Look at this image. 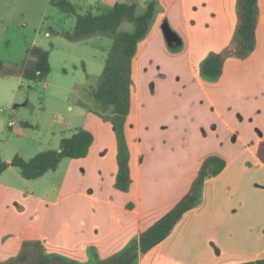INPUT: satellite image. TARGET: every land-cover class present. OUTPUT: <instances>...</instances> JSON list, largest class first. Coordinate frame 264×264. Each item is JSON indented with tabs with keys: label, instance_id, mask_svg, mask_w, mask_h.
<instances>
[{
	"label": "crops",
	"instance_id": "0c3cea01",
	"mask_svg": "<svg viewBox=\"0 0 264 264\" xmlns=\"http://www.w3.org/2000/svg\"><path fill=\"white\" fill-rule=\"evenodd\" d=\"M176 1H167L164 17L174 12ZM236 8L237 0H181L179 11L185 21L170 22L163 38L158 35L161 21L139 42L132 62L127 117V121L135 119L132 122L135 127L125 126L130 151L127 192L114 187L115 134L103 118L110 116L111 110L104 113L107 108L91 97L89 102L80 104V96L73 95L71 101L83 113L81 122L70 126L68 131L72 135L76 129L87 130L93 136V143L84 158L63 159L53 172L58 173L62 163H66L64 177L53 178L52 183H56L55 187L63 195L65 185L85 186L89 191L81 194H85L86 201L81 203L77 222L59 229L61 232L33 226L15 246L17 253L22 242L36 240L46 253L81 264L92 261L93 254L99 259L109 258L167 213L188 191L202 161L215 155L225 161V168L205 181L200 205L188 211L164 241L140 255L137 264H233L264 258V165L255 153L256 144L264 141V0H257L254 52L246 59H227L221 76L215 81L204 80L199 74L202 61L230 43L236 25ZM186 12L190 13L191 21ZM165 42L182 50L186 48L184 53L170 56L185 58L195 88L206 99V107L202 108L205 117L196 123V129H201L205 138L198 137L192 144L193 135L185 131L183 135L174 102L167 105L171 115L168 119L163 118L164 112L163 116L151 118V111L145 109V116L140 120L141 60L149 63L143 77L145 95L150 99V90L154 91L156 86L152 82L155 71L149 67L154 66L156 52L163 50ZM32 61L30 58L29 62ZM167 72L171 75L172 88L179 87L182 74L177 70L160 71L156 77L163 81ZM160 108L164 110L163 104ZM129 128H136L137 133L132 134ZM12 171L13 167H9L1 174L0 192H18L3 178L6 173L15 175ZM48 173L26 181L40 183ZM24 193L26 199L38 198L45 202L44 198H49L45 197L47 194L38 197L31 189ZM203 229L211 230L212 236L206 241L197 240L192 233H201ZM231 240L235 242L233 245ZM184 244L193 252L185 253Z\"/></svg>",
	"mask_w": 264,
	"mask_h": 264
},
{
	"label": "rangeland",
	"instance_id": "374dc122",
	"mask_svg": "<svg viewBox=\"0 0 264 264\" xmlns=\"http://www.w3.org/2000/svg\"><path fill=\"white\" fill-rule=\"evenodd\" d=\"M49 1L0 0V62L3 65L0 67V159L5 162L10 161L15 155L28 161L41 152L54 151L62 138L71 136L68 128L78 125L83 113L79 105L71 99L73 95H78L81 98L80 104L90 101V91L96 87L112 47V39L105 35H96L79 41L68 40L65 35L73 30L75 17L61 12ZM148 1L156 3L152 26L162 21L158 33L160 37L166 36L170 22L185 21V17H181L182 14L179 11L181 0L176 1L177 6L169 17H164L163 10L167 9V1L170 0H71V3L77 14H85L89 11L106 13L115 2L134 3L141 12ZM185 15L188 16L189 21L192 20L190 13L186 12ZM121 29L130 30L131 28L128 25H122ZM33 46L47 50L50 55V74L44 81L31 83L16 75L8 77L1 75L3 72L19 69L23 63H28L30 60L28 49ZM185 49L182 50L165 42L163 50L156 52L154 66L149 67L150 70L155 71L152 82L156 86L154 91L150 90V99H147L145 95L146 85L143 77L149 63L141 60L142 77L139 82L140 106L138 108L141 121L145 116V109L151 111V118L163 116L164 112L163 118L168 119L171 115L168 113L167 105L174 102L183 135L184 131L186 134H192L193 140L190 141L192 144L198 140V137L205 138L202 136L204 132L199 128V131L196 129V123L202 116L205 117L202 108L206 107V99L201 90L195 88V81L191 77L190 67H187L185 58L170 56L175 53H184ZM169 70L181 72L179 87L172 88L169 81L171 75L168 72L166 78L163 77V81H159V77H156L157 72ZM161 104L164 110L160 108ZM197 107L201 108L197 110ZM109 110L110 108L105 109L104 113ZM130 120L126 119L123 125L128 159L130 151L125 126L133 125L132 122L135 119ZM9 122H14L15 125L9 127ZM107 122L111 124L110 121ZM129 130L132 134L137 133L136 128L133 130L129 128ZM183 148H185L184 143ZM65 165L66 163H62L58 173L50 171L48 177L39 181L40 183L24 181L16 168L12 171L15 175L13 173L4 175L3 178H7L11 182L10 185L16 187V190L21 193L0 192V263L17 255L15 246L17 247L18 241L22 236L25 237L33 226L40 230H52V232L58 229L54 232L57 233L61 232L59 229L77 222L83 206L81 203L86 201L85 194L81 192L88 193L89 190L87 191L85 186L72 188L65 185L67 187L63 190L65 195L62 192L59 193V188L55 187L56 183H52V179L62 180ZM19 182L21 186H18ZM26 189L36 192L38 197L47 194L45 197L49 198H44L45 202L39 201L38 198L37 200L26 199L24 197ZM227 212L230 213V210ZM203 230L201 233L196 231L192 235L197 240L206 241L213 232L209 229ZM186 241L188 238L184 240V243ZM234 243V240H231V244ZM184 246L185 253L193 252H190L188 244ZM244 262L249 261L239 263Z\"/></svg>",
	"mask_w": 264,
	"mask_h": 264
},
{
	"label": "trees",
	"instance_id": "16d2710c",
	"mask_svg": "<svg viewBox=\"0 0 264 264\" xmlns=\"http://www.w3.org/2000/svg\"><path fill=\"white\" fill-rule=\"evenodd\" d=\"M51 5L61 12L74 15L75 24L65 37L79 41L96 35L112 39V47L105 60L96 87L90 91L102 107L111 110V115L103 117L113 126L117 144V173L114 187L127 192L129 189L128 153L123 136V125L130 112L132 62L139 42L147 37L156 13V3L148 1L139 12L134 3L115 2L106 13L86 12L77 14L71 0H50ZM258 20L257 0H237L236 25L228 46L219 53L209 54L199 66L202 79L217 80L223 71L224 62L229 58L246 59L255 50V30ZM122 25L130 30L121 29ZM28 55L32 62L23 63L19 69L3 72L8 77L16 75L31 83L44 81L50 74L49 52L41 47H31ZM3 65L0 62V67ZM93 143L92 134L84 129H76L68 138H62L54 151L41 152L28 161L15 155L9 162L0 159V176L9 167L18 169L23 180H34L50 171H55L63 159L84 158ZM255 153L264 165V141L256 144ZM225 168V161L215 155L207 156L199 166L185 195L162 217L131 241L123 250L106 259L93 254V260L86 264H137L144 255L164 241L190 210L200 205L202 190L207 179L219 175ZM0 264H81L57 254H49L41 242L32 240L21 244L17 255ZM239 264H264V258Z\"/></svg>",
	"mask_w": 264,
	"mask_h": 264
},
{
	"label": "built area",
	"instance_id": "2783aa9c",
	"mask_svg": "<svg viewBox=\"0 0 264 264\" xmlns=\"http://www.w3.org/2000/svg\"><path fill=\"white\" fill-rule=\"evenodd\" d=\"M0 112H1V111H0ZM14 125H15L14 122H9V123H8V126H9V127H12V126H14Z\"/></svg>",
	"mask_w": 264,
	"mask_h": 264
}]
</instances>
